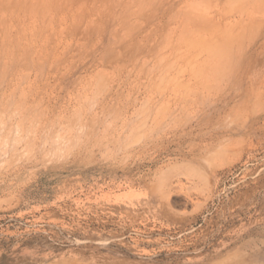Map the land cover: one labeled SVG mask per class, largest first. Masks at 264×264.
<instances>
[{"label":"rangeland","instance_id":"obj_1","mask_svg":"<svg viewBox=\"0 0 264 264\" xmlns=\"http://www.w3.org/2000/svg\"><path fill=\"white\" fill-rule=\"evenodd\" d=\"M0 1V264H264V0Z\"/></svg>","mask_w":264,"mask_h":264},{"label":"bare ground","instance_id":"obj_2","mask_svg":"<svg viewBox=\"0 0 264 264\" xmlns=\"http://www.w3.org/2000/svg\"><path fill=\"white\" fill-rule=\"evenodd\" d=\"M4 1V0H3ZM7 1V0H6ZM29 1V0H28ZM39 1V0H38ZM54 1H56V0H54ZM1 2V1H0ZM71 2V1H70ZM153 2V1H152ZM8 3H10V1L8 2ZM12 3H13V1H12ZM6 5H7V3H5ZM38 4V3H37ZM53 4V3H52ZM12 5V4H11ZM63 5V4H62ZM8 6V5H7ZM6 6V7H7ZM10 6V5H9ZM38 6V5H37ZM41 6V5H40ZM52 6V5H51ZM60 6V5H59ZM26 9H27V7H25ZM24 8V9H25ZM7 9V8H6ZM23 9V10H24ZM50 9V8H49ZM231 12V11H230ZM227 19V15H225V14H222V15H220L219 16V22L221 23V22H225V20ZM216 21V20H215ZM226 22H228V21H226ZM168 37V36H167ZM264 42V41H263ZM15 44H17V43H15ZM18 46V45H17ZM16 46V47H17ZM24 57V56H23ZM179 57V56H178ZM164 58V57H163ZM182 59V58H181ZM28 63V62H27ZM2 77V76H1ZM239 264V263H238ZM241 264V263H240Z\"/></svg>","mask_w":264,"mask_h":264}]
</instances>
